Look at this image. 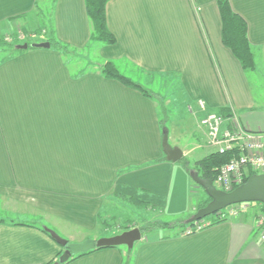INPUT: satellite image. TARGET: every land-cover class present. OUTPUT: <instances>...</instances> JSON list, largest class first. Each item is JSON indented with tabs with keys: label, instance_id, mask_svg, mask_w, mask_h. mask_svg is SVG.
<instances>
[{
	"label": "crops",
	"instance_id": "crops-1",
	"mask_svg": "<svg viewBox=\"0 0 264 264\" xmlns=\"http://www.w3.org/2000/svg\"><path fill=\"white\" fill-rule=\"evenodd\" d=\"M218 1L110 0L106 23L116 43L92 47L84 0H0V36L49 24L58 43L94 49L141 87L140 79L179 87L178 106L186 113L177 116L174 132L188 122L199 131L202 100L209 111L224 109L240 128L264 133V0H228L246 23L252 71L222 44ZM164 128L155 98L98 69L75 72L52 48L1 61L0 208L20 220L0 224V264L57 261L62 248L46 230L78 244L110 237L100 219L112 199L172 218L194 215L186 169L162 152ZM178 149L186 159L190 150ZM259 213L246 211L191 235L155 231L129 256L124 247L100 249L69 264H126L127 257V264H264ZM30 217L43 224L27 222Z\"/></svg>",
	"mask_w": 264,
	"mask_h": 264
},
{
	"label": "rangeland",
	"instance_id": "rangeland-1",
	"mask_svg": "<svg viewBox=\"0 0 264 264\" xmlns=\"http://www.w3.org/2000/svg\"><path fill=\"white\" fill-rule=\"evenodd\" d=\"M48 27H49V24L48 26L46 25L45 28H43L42 26H39L36 29L22 28L20 31L17 29V31L12 32V33L10 32L6 35H8V37L10 38L11 36H14L17 39L16 42L19 43V45H23L25 43L32 44L38 41L44 42L46 35L50 31L49 30L50 27L49 29ZM95 45H98V44L94 42L92 47H96ZM8 55H9V49L0 48V62L4 58H6ZM98 57L99 56L96 54V51L88 47L82 51L70 52V54H68V56H66L65 59H66V63L73 69V71L84 72L86 70L97 71V69L99 70L100 67H102L106 62H108V61L103 62L100 59H98ZM139 82H140L139 84H141L144 88H146V90L148 89L149 92L155 94L156 97L158 98V101L160 102L161 120L164 123L165 128L169 130L170 137L168 139V142L170 146H175L177 148L179 147L182 150H190V153L188 156H186V159L180 160L178 164L184 167V163H188V167L193 168L195 162L203 159L208 154L214 152L213 148L207 145L205 136H203L202 131L200 129L199 131L198 130L196 131L195 128L190 124V122H188L189 126L187 128L180 127L179 129L175 128L174 129L175 132L172 131L173 123L176 125L179 120V119L177 120V116L180 113L182 114L186 113L185 107L178 106L180 105V101L182 99L181 89L179 87H170L172 89H169V87H166V85L164 84L165 82H163V80H160V81L157 80V83H154L155 85L154 84L148 85L144 83L142 79H140ZM163 111H165L166 114ZM190 112H192L191 108H190ZM198 113H199V118H200L201 112L199 110H198ZM188 118L189 117H185L186 121H188ZM191 130H193V132ZM191 132H192V135L194 134V136H191L190 134ZM186 173L189 175L187 171ZM188 178L190 179V183L193 188L192 195H191L192 204L194 206L196 205L198 206L200 202L206 200L205 193L198 185H196L192 181V179L190 178V175L188 176ZM247 205L249 208L248 212L251 214L260 210L259 203H248ZM162 213L163 212L161 209L151 208L147 206L139 208L127 201H122L119 199H112L109 212L107 211L103 212V215L101 217L102 224L100 225V228L104 232L105 235L113 237L123 232L134 229V227L132 226H135V228L139 229L155 221L160 222V223H172L175 220H178V219L183 220L189 217L185 215L180 218H172ZM0 218H2V220L4 221L20 220V217L14 214H11L4 208H0ZM208 219L209 217H206L205 219H203V222L207 224ZM26 221L29 223H34L38 226L43 224L41 221L31 219V217L26 219ZM176 232L179 233L180 232L179 229L162 230L160 233L161 235L162 234L163 235H173ZM154 233L156 232L152 231L149 233H145L144 235L151 237L152 234ZM68 243L71 245L78 244L76 243V241H69V240H68ZM120 247H124V246H120Z\"/></svg>",
	"mask_w": 264,
	"mask_h": 264
},
{
	"label": "trees",
	"instance_id": "trees-1",
	"mask_svg": "<svg viewBox=\"0 0 264 264\" xmlns=\"http://www.w3.org/2000/svg\"><path fill=\"white\" fill-rule=\"evenodd\" d=\"M109 1L110 0H84L86 14H87L88 20L90 21V25H91L90 41L99 43L105 46H112L116 43V39L111 34V32L108 30L107 23H106L105 8ZM217 6H218V12H219L220 20H221L222 44L227 49L230 50V52L238 60V62L240 63L244 71L254 70L255 68L254 55L251 51V47L247 39V28H246L245 21L239 15H237L236 13L232 11L228 0H219L217 3ZM16 41L17 39L14 36H11V38L8 36H0V48L9 49V55L6 58H4L2 61H6L26 51L24 49L19 48L22 45H19V43H17ZM43 43H48L50 45V48L57 51L64 57L68 56V54L72 52L69 48H67L64 45H61L55 40L51 29L46 35ZM25 44L28 45L27 50L35 49L31 43H25ZM98 72L105 79L115 80L126 87L139 91L141 94H143L146 97L155 98L158 101V98L156 97L155 94L149 92L148 90L144 89L140 85L134 83L128 77H125L123 74H121L118 71L115 65L110 61L106 62L102 67H100ZM163 112L165 113V111ZM218 113L223 117H230V115L227 114V112L224 109H221L220 111H218ZM235 155H236L235 153H226L224 155H220L217 152H212L208 154L207 156H205L203 159L195 162L193 168H189L187 163L184 164V168L186 169L188 173H190V171H193L197 173L200 178L209 180L212 183H214L220 167L228 163L233 157H235ZM181 160H184V159H181ZM252 175L253 174H250L249 176L245 177L242 181V184L245 183L248 180V178ZM235 188L236 186L233 187V189ZM205 196H206V200L198 204L197 210L205 207L211 201L210 198L206 194ZM127 202L139 208L147 206L146 204H143V203H140L134 200H128ZM260 210L261 212L264 211L263 206L261 204H260ZM189 218L190 217L183 219V220L178 219L172 223H160V222L155 221L151 224L144 226L143 228H139V230L141 234H143L142 237L145 236L144 235L145 233H149L152 231H162V230H171V229L173 230L179 229L180 232L178 234L184 235L186 229L193 228L196 224V222L187 224L186 221ZM226 220L227 218L225 216L224 217L222 216V212H218L212 216H209L208 227L221 224L225 222ZM201 221H198V222H201ZM101 222L102 221L100 219V225L102 224ZM2 223H4V220L0 218V224ZM132 227L135 228V226H132ZM62 251H64L63 248H62ZM90 252L72 256L67 262L63 264H69L71 261L77 258H80ZM130 252L131 250H127V256L130 255ZM128 258L129 257H127L126 264L129 262ZM50 264H53V263H50Z\"/></svg>",
	"mask_w": 264,
	"mask_h": 264
},
{
	"label": "built area",
	"instance_id": "built-area-1",
	"mask_svg": "<svg viewBox=\"0 0 264 264\" xmlns=\"http://www.w3.org/2000/svg\"><path fill=\"white\" fill-rule=\"evenodd\" d=\"M201 116L198 121L200 129L209 147L220 155L235 153L228 163L221 166L214 187L220 191L230 192L233 187L242 184L250 174H264V133H251L240 128L230 117H223L218 112L208 111L204 101L196 103ZM247 204H237L227 207L222 216L236 218L248 211ZM208 227V223L196 222L193 228L186 229L184 235H191ZM255 228L258 241L264 246V212L259 213Z\"/></svg>",
	"mask_w": 264,
	"mask_h": 264
},
{
	"label": "water",
	"instance_id": "water-1",
	"mask_svg": "<svg viewBox=\"0 0 264 264\" xmlns=\"http://www.w3.org/2000/svg\"><path fill=\"white\" fill-rule=\"evenodd\" d=\"M32 46L35 49L50 48L48 43L32 44ZM19 48L26 50L28 45L23 44ZM162 152L169 162H178L182 159V152L178 148L169 145L167 131H164L162 135ZM189 175L192 181L204 191L211 201L205 207L198 209L194 215L186 221L187 224L201 221L206 217L223 211L227 207L237 204L259 203L263 206L264 210V174L250 176L245 183L237 186L230 192L216 189L211 181L200 178L198 174L193 171H190ZM46 232L57 245L64 249L57 261L53 264H63L72 256L93 250L117 248L120 246H124L127 250H131L134 244L139 242L142 238L140 230L134 228L113 237L101 238L96 241L86 240L80 244L71 245L67 240L60 238L53 231L46 230Z\"/></svg>",
	"mask_w": 264,
	"mask_h": 264
}]
</instances>
